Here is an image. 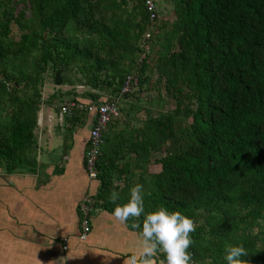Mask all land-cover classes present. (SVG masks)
Returning <instances> with one entry per match:
<instances>
[{
    "label": "trees",
    "instance_id": "obj_1",
    "mask_svg": "<svg viewBox=\"0 0 264 264\" xmlns=\"http://www.w3.org/2000/svg\"><path fill=\"white\" fill-rule=\"evenodd\" d=\"M145 1L0 0V167L14 173L34 166L44 103L60 111L71 100L116 101L119 108L117 99L152 81L146 34L160 9L151 20ZM172 1L177 16L156 71L173 108L138 118L133 112L141 108L131 105L125 127L110 128L118 116L106 126L93 207L114 210V182L117 204L127 202L116 179L145 171V214L164 207L197 224L189 248L195 264H227L225 246L241 244L245 264H264V0ZM58 69L62 84L73 85L74 70L89 88L45 99L46 74L52 70L55 80ZM129 76L137 83L122 93ZM74 112L65 122L87 120V112ZM130 153L136 161L126 171ZM155 153L163 155L152 159ZM143 219L128 222L141 232Z\"/></svg>",
    "mask_w": 264,
    "mask_h": 264
},
{
    "label": "crops",
    "instance_id": "obj_2",
    "mask_svg": "<svg viewBox=\"0 0 264 264\" xmlns=\"http://www.w3.org/2000/svg\"><path fill=\"white\" fill-rule=\"evenodd\" d=\"M39 114L34 166L14 173L0 167V264H124L138 250L142 237L128 221L116 220L114 210L94 207L89 215L91 230L85 240L80 239L81 204L99 187L97 179L89 177L85 161L93 124L86 121H93L94 115L87 112L85 122L72 125L46 103ZM84 123L89 129L83 128ZM111 123L113 132L124 126ZM128 159L129 166L126 158L123 161L126 171L136 154L130 153ZM144 172L136 169L129 181L116 179L125 198ZM156 261L165 263L162 254Z\"/></svg>",
    "mask_w": 264,
    "mask_h": 264
},
{
    "label": "clouds",
    "instance_id": "obj_3",
    "mask_svg": "<svg viewBox=\"0 0 264 264\" xmlns=\"http://www.w3.org/2000/svg\"><path fill=\"white\" fill-rule=\"evenodd\" d=\"M116 187L114 182V190L109 195V201L117 205L112 213L115 219L126 223L129 219L138 221L144 215L138 250L128 255L124 264H157L156 257L160 254L165 256L166 264H195L189 248L194 243L191 234L196 231L197 224L191 217L164 207L145 214L142 184L131 187L127 202L117 204L120 193ZM133 227L141 228V224L134 222ZM247 254L242 244L226 245L224 259L227 264H245L242 257Z\"/></svg>",
    "mask_w": 264,
    "mask_h": 264
},
{
    "label": "rangeland",
    "instance_id": "obj_4",
    "mask_svg": "<svg viewBox=\"0 0 264 264\" xmlns=\"http://www.w3.org/2000/svg\"><path fill=\"white\" fill-rule=\"evenodd\" d=\"M157 2V6L159 7L160 11V19H158L157 21H154L151 25H150V29H148V32H150L152 34V40L151 43H148V46L150 45V47H152V57L150 59V65H149V69L148 72H152V81L150 83H148L147 85H143L142 90H138L137 88L135 90L136 93L133 96H130L128 98H122V99H118L120 105H119V115L118 118L119 120L123 119L125 121L124 118H126V115L129 113H132V109H131V105H136L135 108H141V111L136 113V111L133 112V115H136V117L138 118H145L147 115V112H150V114L152 116H157L159 114H161L162 112H165L167 110H171V108H173L172 104L169 103V101H167L166 99V95H165V90L157 83V77H158V72L156 71V61L157 58L156 56L162 54L161 52L164 50V45L166 43V39L163 36L165 31L167 29H169V26L171 24V22H173L176 19V11H175V4L172 0H156ZM22 5H18V8H20ZM162 21L165 22V24L162 23ZM157 34H160V38L157 36ZM154 35V37H153ZM147 46V45H146ZM147 46V47H148ZM69 76L71 78H73L74 83L73 85L70 84H62L60 86L56 85L55 80H53V71L49 70L46 74V85L43 88V95L44 98L47 99L49 98L55 91H59L60 89H62L63 91H67V90H71L73 88V90L76 93H83L85 92L89 87L85 86L84 84H81L79 81V77L81 76L80 73H76L74 70L69 74ZM55 78V75H54ZM148 87V88H145ZM152 90H150L151 88ZM158 88H160V90H158ZM134 90V91H135ZM105 92L104 95H109V91H103ZM163 98V99H162ZM160 100V103L158 104V100ZM151 100V101H150ZM151 102V103H150ZM43 106V105H42ZM121 108V110H120ZM128 110V111H127ZM132 116V114H131ZM40 117V114H39ZM120 120V128L121 126L125 127V123L121 122ZM133 120V119H132ZM131 126H135L136 124H139L138 122H129ZM122 127V128H123ZM85 130L89 129L88 124L84 123V127ZM121 128V129H122ZM116 130H120L117 129ZM64 134H67V132H65ZM58 139H62V135L58 138ZM64 139V137H63ZM163 155V154H162ZM161 154H153V156H151L152 159L156 158V157H160L162 156ZM94 211V210H92Z\"/></svg>",
    "mask_w": 264,
    "mask_h": 264
},
{
    "label": "built area",
    "instance_id": "obj_5",
    "mask_svg": "<svg viewBox=\"0 0 264 264\" xmlns=\"http://www.w3.org/2000/svg\"><path fill=\"white\" fill-rule=\"evenodd\" d=\"M147 10L149 12L151 20H155L158 17L157 13V4L155 0H146L145 1ZM146 37H150V33L146 34ZM2 75L0 73V79ZM133 81L137 83V79H134L132 76L128 77L126 81L122 93H126L131 91L133 88ZM80 110L92 113L94 115V120L91 130H90V144L89 149L86 153V166L88 170L89 177L92 179L98 178V167L97 163L99 161V155L101 153V147L103 145V132L106 129V126L111 122V120L119 115V108L116 102L104 101V102H96L91 101L88 103L78 101H69L63 104L62 109L60 111L61 118L65 116H73L74 111ZM94 199L92 196H87L82 204L81 210L83 213V231L80 234V239L85 240L88 236L89 231L91 230L89 215L93 210Z\"/></svg>",
    "mask_w": 264,
    "mask_h": 264
},
{
    "label": "water",
    "instance_id": "obj_6",
    "mask_svg": "<svg viewBox=\"0 0 264 264\" xmlns=\"http://www.w3.org/2000/svg\"><path fill=\"white\" fill-rule=\"evenodd\" d=\"M62 72H63L62 69H58V70L56 71V73H55V82H56V85H57V86H60V85H62V83H63Z\"/></svg>",
    "mask_w": 264,
    "mask_h": 264
},
{
    "label": "bare ground",
    "instance_id": "obj_7",
    "mask_svg": "<svg viewBox=\"0 0 264 264\" xmlns=\"http://www.w3.org/2000/svg\"><path fill=\"white\" fill-rule=\"evenodd\" d=\"M134 83V82H133ZM121 95V94H120ZM119 95V96H120ZM122 96H124V95H122ZM110 100V99H109ZM118 100V99H117ZM116 102V101H115ZM77 113H78V111H77ZM86 113V112H85ZM74 114H75V112H74ZM82 114H84V113H82ZM87 114V113H86ZM66 117V116H65ZM71 117H73V116H71ZM116 119V118H115ZM62 120V119H61ZM66 120V119H65ZM94 120V119H93ZM62 122H63V120H62ZM86 161V160H85ZM87 167V166H86Z\"/></svg>",
    "mask_w": 264,
    "mask_h": 264
}]
</instances>
